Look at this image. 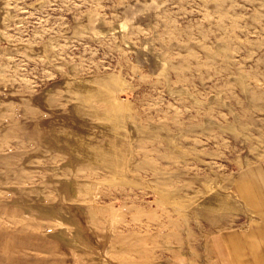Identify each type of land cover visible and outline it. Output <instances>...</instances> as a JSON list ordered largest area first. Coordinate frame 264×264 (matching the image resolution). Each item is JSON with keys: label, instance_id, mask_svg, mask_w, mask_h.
Wrapping results in <instances>:
<instances>
[{"label": "rangeland", "instance_id": "1", "mask_svg": "<svg viewBox=\"0 0 264 264\" xmlns=\"http://www.w3.org/2000/svg\"><path fill=\"white\" fill-rule=\"evenodd\" d=\"M255 164L264 0H0V264L198 260Z\"/></svg>", "mask_w": 264, "mask_h": 264}, {"label": "crops", "instance_id": "2", "mask_svg": "<svg viewBox=\"0 0 264 264\" xmlns=\"http://www.w3.org/2000/svg\"><path fill=\"white\" fill-rule=\"evenodd\" d=\"M234 193L245 205L250 223L245 228L216 232L209 236L198 260H176L172 264H264V164L243 169L234 177Z\"/></svg>", "mask_w": 264, "mask_h": 264}, {"label": "bare ground", "instance_id": "3", "mask_svg": "<svg viewBox=\"0 0 264 264\" xmlns=\"http://www.w3.org/2000/svg\"><path fill=\"white\" fill-rule=\"evenodd\" d=\"M6 251H11L12 250V248L11 247H6V248H4ZM5 262V261H4ZM8 262V261H7Z\"/></svg>", "mask_w": 264, "mask_h": 264}]
</instances>
